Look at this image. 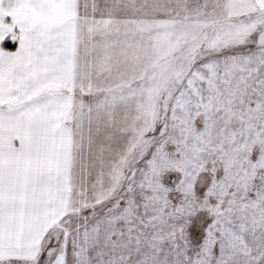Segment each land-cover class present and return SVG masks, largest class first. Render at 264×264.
I'll return each instance as SVG.
<instances>
[{
  "label": "snow or ice",
  "instance_id": "6c2138e0",
  "mask_svg": "<svg viewBox=\"0 0 264 264\" xmlns=\"http://www.w3.org/2000/svg\"><path fill=\"white\" fill-rule=\"evenodd\" d=\"M0 264H264V0H0Z\"/></svg>",
  "mask_w": 264,
  "mask_h": 264
}]
</instances>
